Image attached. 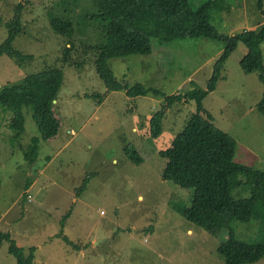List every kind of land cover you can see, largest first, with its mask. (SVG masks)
Returning a JSON list of instances; mask_svg holds the SVG:
<instances>
[{
  "label": "rangeland",
  "instance_id": "rangeland-1",
  "mask_svg": "<svg viewBox=\"0 0 264 264\" xmlns=\"http://www.w3.org/2000/svg\"><path fill=\"white\" fill-rule=\"evenodd\" d=\"M93 1L0 0V45L9 37L6 25L24 5L25 31L15 48L33 57L25 62L3 57L0 90L21 85L47 69L64 73L56 102L60 131L51 141L40 139L34 165L26 158L33 139L40 138L33 110L25 109L26 132L17 139L11 129L14 114L0 107V234H10L26 255L35 248L34 264H224L219 248L228 235L214 236L183 218L172 203L190 205L194 192L162 180L166 160L161 152L170 149L188 125L197 111L196 102L168 108L166 97H129L125 90L109 91L95 68L99 55L94 48L106 43L107 25L89 21V16L98 15ZM231 3L232 11L214 16V26L222 35L262 29L264 15L258 0ZM203 4L194 1L193 8ZM49 13L69 18L73 34L55 32ZM68 44L72 64L64 65ZM153 48L151 56L111 60L109 68L126 86L142 84L168 97L207 89L226 45L185 40L155 42ZM262 50L264 56V43ZM247 53V47L239 44L218 89L204 104L215 124L235 139V163L264 173V116L257 110L264 85L258 73L243 72L240 62ZM92 95L103 96V103ZM163 109V133L153 138L150 120ZM127 146L135 148L145 164H131L125 156ZM89 177L80 196L78 190ZM233 197L247 199L250 193L241 190ZM232 227L238 241L264 243L260 221H235ZM10 248L11 243L3 244L0 264H18ZM255 264H264V259Z\"/></svg>",
  "mask_w": 264,
  "mask_h": 264
},
{
  "label": "trees",
  "instance_id": "trees-1",
  "mask_svg": "<svg viewBox=\"0 0 264 264\" xmlns=\"http://www.w3.org/2000/svg\"><path fill=\"white\" fill-rule=\"evenodd\" d=\"M65 1L68 0H62V4ZM194 1L197 0H94L93 7L98 15L89 16V21L93 18L107 25L106 43L94 48L99 55L95 68L109 91L125 90L129 97H166L168 108L176 103L196 102L197 111L188 125L175 137L171 148L161 152V158L166 160L162 180L194 192L190 205L185 202L172 203L174 210L183 218L214 236L228 235L219 248L224 264H255L264 259V243L247 245L238 241L232 223L256 220L264 226V173L235 163V139L215 124V117L205 108L204 102L218 89L227 62L241 43L248 49L240 62L243 72L258 73L264 85V26L260 31L222 35L214 26V16L232 11L231 0H202L204 4L198 10L193 8ZM258 10L264 15V0H258ZM23 13L24 5H20L14 19L6 25L9 37L0 45V61L5 56L20 62L33 60V57L25 56L15 48L17 38L25 31ZM48 16L55 32L63 36L73 34L69 18L58 19L53 13ZM185 40H214L226 45L223 55L215 64L207 89L194 88L187 93L167 97L159 89L147 88L142 84L126 86L115 79L109 68L111 60L153 55L155 42L163 45ZM71 50L72 45L68 44L64 65L72 64ZM63 84V71L52 68L28 77L21 85H10L0 90V107L14 114L11 129L17 139L26 132L25 109L34 112L40 138L33 139V146L26 155L32 165L38 158L40 139L51 141L59 134L61 123L56 102ZM90 97L101 99L103 103V96ZM257 110L264 116V93ZM164 117L165 109L152 116L150 129L153 138L162 135ZM125 156L135 166L145 164V159L135 148L127 146ZM89 179L86 178L78 190L80 196ZM31 185L32 182H29L27 188ZM241 190L248 191L250 197L235 199L233 194ZM65 241L73 245L67 239ZM5 242L11 243L10 254L18 264H34L35 248L26 255L10 234H0V250Z\"/></svg>",
  "mask_w": 264,
  "mask_h": 264
}]
</instances>
